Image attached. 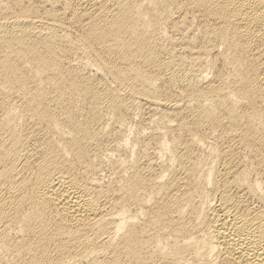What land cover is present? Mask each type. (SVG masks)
<instances>
[{"label": "bare ground", "instance_id": "1", "mask_svg": "<svg viewBox=\"0 0 264 264\" xmlns=\"http://www.w3.org/2000/svg\"><path fill=\"white\" fill-rule=\"evenodd\" d=\"M0 264H264V0H0Z\"/></svg>", "mask_w": 264, "mask_h": 264}]
</instances>
